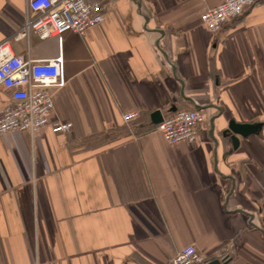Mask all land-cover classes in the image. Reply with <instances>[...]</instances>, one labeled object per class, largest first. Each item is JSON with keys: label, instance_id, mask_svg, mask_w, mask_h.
Wrapping results in <instances>:
<instances>
[{"label": "crops", "instance_id": "obj_1", "mask_svg": "<svg viewBox=\"0 0 264 264\" xmlns=\"http://www.w3.org/2000/svg\"><path fill=\"white\" fill-rule=\"evenodd\" d=\"M220 2L103 0L100 24L59 42L14 38L26 0H0V40L61 54L66 80L37 133L0 135V264H170L189 245L264 264V0L211 32L200 15ZM173 108L203 110L195 140L122 121ZM230 120L260 128L233 148Z\"/></svg>", "mask_w": 264, "mask_h": 264}, {"label": "built area", "instance_id": "obj_2", "mask_svg": "<svg viewBox=\"0 0 264 264\" xmlns=\"http://www.w3.org/2000/svg\"><path fill=\"white\" fill-rule=\"evenodd\" d=\"M258 0H221L204 10L200 20L211 32L219 31L230 19ZM103 0H26L24 24L14 38L35 34L40 39L56 37L59 42L66 32L83 34L104 20ZM10 38L0 40V88L10 91L11 102L0 109V135L13 130L31 136L45 126L53 109L51 89L65 84L61 54L47 60L23 59L11 48ZM138 118L137 112L122 115L128 123ZM205 121L202 109H177L163 115L154 130L167 143L193 141L200 124ZM71 123L55 122L52 132L65 133ZM192 245L179 250L170 264H206Z\"/></svg>", "mask_w": 264, "mask_h": 264}, {"label": "water", "instance_id": "obj_3", "mask_svg": "<svg viewBox=\"0 0 264 264\" xmlns=\"http://www.w3.org/2000/svg\"><path fill=\"white\" fill-rule=\"evenodd\" d=\"M176 108H173L172 111H175ZM162 112L160 110H155L153 112H151L150 114V122L154 125L160 123L162 121ZM227 130L230 131L231 135H230V139H231V143L233 148L237 147L238 144V136L241 137H246L250 134L256 133L258 132L259 128H260V124L259 123H246V122H236L234 120H230L227 126ZM226 258L224 257L222 259H211L209 260L206 264H224L226 263Z\"/></svg>", "mask_w": 264, "mask_h": 264}, {"label": "trees", "instance_id": "obj_4", "mask_svg": "<svg viewBox=\"0 0 264 264\" xmlns=\"http://www.w3.org/2000/svg\"><path fill=\"white\" fill-rule=\"evenodd\" d=\"M171 113V112H168ZM134 127V130L137 133H142L146 131L154 130L156 125L152 124L149 120H144L142 117L138 116L135 120L131 121Z\"/></svg>", "mask_w": 264, "mask_h": 264}]
</instances>
